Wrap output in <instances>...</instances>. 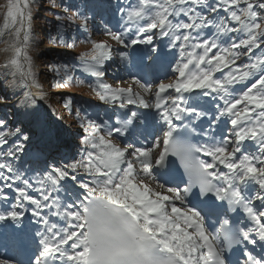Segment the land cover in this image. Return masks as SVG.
I'll return each instance as SVG.
<instances>
[{
    "label": "snow or ice",
    "instance_id": "1",
    "mask_svg": "<svg viewBox=\"0 0 264 264\" xmlns=\"http://www.w3.org/2000/svg\"><path fill=\"white\" fill-rule=\"evenodd\" d=\"M35 3L7 0L4 68L14 79L0 82V103L27 88L12 115L43 129L45 94L29 54ZM54 8L52 41L90 45L55 62V86H86L123 115L93 117L60 97L82 130L60 164L41 144L29 152L22 121L0 116V264H264V0H94L92 15L62 0ZM110 8L119 27L102 31L119 49L89 31ZM113 54L137 91L120 77L105 82ZM169 54L165 83L157 68Z\"/></svg>",
    "mask_w": 264,
    "mask_h": 264
},
{
    "label": "rangeland",
    "instance_id": "2",
    "mask_svg": "<svg viewBox=\"0 0 264 264\" xmlns=\"http://www.w3.org/2000/svg\"><path fill=\"white\" fill-rule=\"evenodd\" d=\"M65 2V1H64ZM115 2V0H114ZM126 2V1H125ZM66 4H71L75 5L76 7L80 8L82 11L85 13L92 15L93 14V4L94 0H67L65 2ZM6 4L7 0L3 1V12H2V18L0 20V82H2L4 85H8L13 79V72L12 71H7L4 68V63L6 60V55L3 52V49L6 47V42L8 40L7 36H5V29H4V20H3V14L6 11ZM115 3H113L114 5ZM32 12L35 11L34 4H32ZM114 12L113 8H110L107 13ZM103 14L102 15H96L95 19L90 21V28L89 31L91 33V39L94 41H106L110 44H112L113 48H121L122 46L116 45L115 42L111 41L109 37L103 35V28L104 25L103 23ZM116 25L113 26L115 28ZM45 35V34H44ZM79 36V33L77 34ZM37 34V29L35 26V23L31 22V33H30V51L29 54L32 57V71L36 76V82H37V88L42 91L45 96L43 100H37V104L40 107L41 111L45 113L47 117V122L45 127L43 129H38L31 125L27 118L20 116V115H12L16 113V110L18 107L21 105L18 102H21L23 100V92L28 91L27 88H23V91H20V88L15 89L16 91L20 92L19 95L13 96L11 95V89L8 90V101L4 103H0V108L4 109L6 112H11V121L12 123H16L17 121H22V123H19L17 126L21 127L24 130V133L27 135L31 136L32 139V144L27 146V150H32L34 151V148L32 145L34 144H41V138H48V141L52 140L53 143H55L54 135H59L61 133H66L68 137V145L66 147H69V149L74 150L76 153V147L79 143L80 139V134H81V129L79 128V125H74L73 120H68L67 117L64 115V112L67 110L65 107L64 101L60 99L62 96L66 95H71L73 97V107H75V104H80L82 107L85 108V110L91 114L93 117L97 116H108L111 117L113 122H115L116 118L114 116H117V113L120 109L118 108H112L108 105H105L98 100H96L95 96L91 92V90L86 87V86H80V87H68V88H59L55 86V80L53 79L52 75H49V79L47 81V73L48 70L45 69V64L41 62L42 58L45 56L44 54H55L57 56H53L52 59H50L51 62H53V67H55V62L57 61H67V55L74 52V49L77 48V50L80 49L81 52L87 51L88 48L90 47L89 44H82V43H77L79 44V47H75L74 49H68L62 47L61 45H55L49 43L48 36L47 37H40ZM46 36V35H45ZM156 44L160 45V47L167 53V49L164 47L165 44L167 43L166 41H161V40H155L154 41ZM55 45V46H54ZM124 51H130L129 49H123ZM147 52V49H146ZM63 55V56H60ZM75 55L71 54V60L70 62H74ZM173 62V55L169 54L166 55L163 59V63L166 64V75L163 81L165 83L171 82L173 79V74L171 73V68L168 67L167 65L169 62ZM121 61L119 59V56L116 54H113L112 61L108 65V75L105 78V82L112 84L115 86V80L112 77L111 74H116V77L122 78V83L121 86L123 87H132L133 91H137L138 89L136 88L135 85L131 83V80L129 79L127 71L121 69L123 65H121ZM119 74H118V73ZM15 79L18 81L19 80V75H15ZM111 79L114 81L111 82ZM22 87V86H21ZM70 90V91H69ZM2 94V93H0ZM132 108V107H131ZM68 111V110H67ZM114 116H111L113 112H116ZM52 114V117L49 115ZM119 114V113H118ZM1 116V115H0ZM62 117V119H60ZM50 120V121H49ZM52 126V127H51ZM57 129V131L54 133L52 129ZM43 133V134H42ZM47 133V136L45 134ZM41 134V136H40ZM62 138V137H61ZM65 138V139H64ZM64 144L66 143V137H64ZM47 140V139H45ZM47 143L44 147L47 148L50 146L49 142ZM60 144V142H59ZM61 145V144H60ZM54 146V144H53ZM46 150V149H45ZM61 152L60 146H58V149L55 150L57 155L58 152ZM68 151L66 150L64 156L68 159H70V154L68 155ZM46 154L49 157V162H52L53 159V153L49 152L46 150ZM61 154V153H60ZM59 155V154H58ZM29 159L28 156L24 157V160L27 161ZM58 157L55 158V162L57 163ZM65 160V159H64ZM26 166V165H25Z\"/></svg>",
    "mask_w": 264,
    "mask_h": 264
},
{
    "label": "trees",
    "instance_id": "3",
    "mask_svg": "<svg viewBox=\"0 0 264 264\" xmlns=\"http://www.w3.org/2000/svg\"><path fill=\"white\" fill-rule=\"evenodd\" d=\"M3 1L4 0H0V20L2 18V12H3ZM51 3H52V0H36V3L34 5L35 11L33 12L32 21L33 23L36 24L37 33L40 37L48 36V39L50 41L49 43L57 44L52 41V38L57 34V21H56L55 16L53 15V12L61 11V9L54 8L50 10L49 4ZM57 3H60V0H57ZM44 55L47 56L48 54H44ZM43 58L44 59L42 60V62L48 65V61L45 60L46 57H43Z\"/></svg>",
    "mask_w": 264,
    "mask_h": 264
},
{
    "label": "bare ground",
    "instance_id": "4",
    "mask_svg": "<svg viewBox=\"0 0 264 264\" xmlns=\"http://www.w3.org/2000/svg\"><path fill=\"white\" fill-rule=\"evenodd\" d=\"M161 70H163V68L161 67V65H159L158 66V68H157V71H159V73L161 72ZM65 139V138H64ZM49 142V144H50V146L49 147H47L48 149H51L52 147H53V142H52V140H51V138H50V140L48 141ZM62 144H64V142L62 143ZM58 152H60V151H58ZM65 153V152H64ZM58 154H60V153H58ZM57 154V155H58ZM62 156H64V154H62ZM60 163H62V161L58 158L57 159V164H60Z\"/></svg>",
    "mask_w": 264,
    "mask_h": 264
}]
</instances>
